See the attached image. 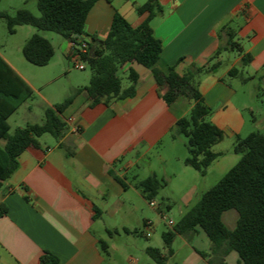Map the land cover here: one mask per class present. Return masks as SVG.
<instances>
[{"label":"crops","instance_id":"1","mask_svg":"<svg viewBox=\"0 0 264 264\" xmlns=\"http://www.w3.org/2000/svg\"><path fill=\"white\" fill-rule=\"evenodd\" d=\"M148 1L98 0L86 17L84 40L90 42L92 36L103 40L115 11L137 27L147 18V13L139 14L136 9ZM155 2L160 13L149 25L162 45L156 64L160 71L166 72L174 66L176 72L182 73L191 65H205L220 45H226L225 33L242 50V53L237 49L223 51L217 58L220 65L216 72L199 77V93L211 110L208 121L222 133V140L211 148L219 156L208 166L205 175L200 176L184 165L187 150L180 146H161L176 121L188 114L192 103L179 98L167 106L157 95L151 71L135 61L124 63L118 71L120 78L121 74L127 76L129 70L138 76L135 95L131 98L113 100L107 105L102 101L92 103L82 90L88 85L80 88L79 84L70 83L63 98L72 93L74 97L60 116L64 122L61 138H54L52 144L45 138L46 134L38 137L39 147H27L18 157L17 170L1 182L0 264H40L43 251L55 255L59 264H104L108 251L104 254L100 242L106 243L110 230L117 233L121 228L135 232L143 227L145 235L144 223L150 221L152 233L159 212L163 213L155 199L150 201L155 204L152 207L143 198L136 188L137 182L155 175L166 183L160 190L167 188L171 197L181 198L188 208L193 199L213 186L211 182L218 181L237 162L233 161L236 137H245L253 131L264 133V115L246 120L245 112L252 111L251 102L232 84L231 78L236 79L238 74L228 75L236 65L248 69L247 77L240 80H257L264 96V0ZM0 12L6 10L0 8ZM27 29L28 36L35 34ZM61 46L65 57L74 56L77 50L65 39ZM233 50L237 57L219 72L222 55ZM2 52L0 57L32 92L37 89L30 72H25L27 68L19 60L13 62L4 49ZM242 54L251 58L245 66L241 62ZM126 86L128 82L123 85ZM45 102L52 107L46 98ZM20 107L30 112L26 101ZM184 213L180 210V214ZM236 218L229 214L226 220L233 225L223 224L233 229ZM183 239L192 249L190 264H207L208 257L199 255L210 251L205 232L195 227ZM149 244L145 249H158L155 243ZM224 263L241 264L235 251L224 257Z\"/></svg>","mask_w":264,"mask_h":264},{"label":"trees","instance_id":"2","mask_svg":"<svg viewBox=\"0 0 264 264\" xmlns=\"http://www.w3.org/2000/svg\"><path fill=\"white\" fill-rule=\"evenodd\" d=\"M34 1L39 11L37 17L26 8H19L13 14L0 12L7 32L13 34L16 27L26 25L58 34L76 47L86 45L87 53L83 61L90 68L91 78L88 86L82 90L92 103L102 101L107 105L113 100L135 95L136 73L128 71L126 87H123L118 75L119 68L129 61H135L151 71L157 95L167 106L179 98L191 101L188 114L176 121L170 135L172 138L178 135L186 138L188 156L183 163L204 176L208 166L219 156L211 148L222 140V133L208 121L211 110L199 93V77L216 72L220 65L217 58L223 51L237 49L242 53L240 46L232 42L231 36L225 33L228 37L226 45H220L205 65H191L182 73L176 72L172 66L163 72L156 68L162 51L161 41L154 36L149 25V21L160 13L155 0H149L136 9L139 14L147 13V18L137 27L131 26L115 11L106 37L98 40L92 36L90 42L83 38L84 26L89 11L98 0ZM92 46L94 50L90 52ZM21 53L25 61L38 67L46 66L54 56L50 42L37 34L24 42ZM250 59L248 54H242V65L245 66ZM237 74L236 68L228 72L230 77ZM31 95L30 87L0 57V185L17 170L18 157L27 147H39L38 137L49 134L59 140L64 132V122L60 116L72 102L74 93L61 103L45 108L42 124H27L16 128L12 135L8 134V118ZM233 153L240 156L239 160L197 199L171 230L162 233L169 254L172 252L170 245L176 236L187 238L195 227H199L210 242L209 254L199 253L202 258L208 257L207 264H225L224 257L230 251L238 254L241 264H264V133L253 131L245 137H236ZM118 181L125 187L121 180ZM165 185L164 180L151 175L137 182L136 188L150 202ZM229 210L237 214L233 229H228L221 219L222 214ZM100 247L106 254L107 244L100 242ZM145 253L156 264H164L165 257L159 249L148 247ZM39 263L59 264V261L55 255L43 251Z\"/></svg>","mask_w":264,"mask_h":264},{"label":"rangeland","instance_id":"3","mask_svg":"<svg viewBox=\"0 0 264 264\" xmlns=\"http://www.w3.org/2000/svg\"><path fill=\"white\" fill-rule=\"evenodd\" d=\"M1 9H5L7 13L13 14L19 8H26L32 15L39 16V11L34 0H2L0 4ZM16 27L13 34H9L6 29L4 21L0 20V53H3V49L6 51V56L9 57L13 62L14 60H19L22 66L27 68L25 72L29 73L35 87L32 92L31 97L26 101V105L30 106V112L24 109L25 107H20L9 119V131L8 134L12 135L16 128H22L26 124H42L44 121V110L47 108L46 100L50 105H56L63 101L64 95H66V89H68L70 83H77L80 88L83 85H88L91 78V71L89 66L85 61H82L84 65L83 70H77L74 68L75 56L65 57L63 46L61 43L64 39L53 32L49 31H39L31 26L23 25V27ZM27 28L34 31L35 34L45 38L53 47L56 57L48 63L47 67H38L29 64L22 56L21 47L24 42L30 37L25 33ZM20 47V48H19ZM78 49V47H76ZM237 57V52L235 50L225 52L222 55L223 63L221 70L233 59ZM21 66V67H22ZM234 68L238 70V77L236 79L231 78L233 86L237 89L240 94L247 96L248 100L251 102V112H245V118L248 121H252L253 118L260 119L264 115V96L259 88V83L257 80H248L242 82L241 77H247V73L250 71L248 69H242L241 66L236 65ZM24 71V70H23ZM60 75V76H59ZM125 74H121L122 84H127ZM67 97V96H66ZM49 143H54L55 140L52 136L46 134L44 135ZM186 138L183 135H178L172 138L168 135L161 146H180L183 150L186 149ZM182 146V147H181ZM231 148V146H230ZM233 154V153H231ZM186 155H188L186 153ZM235 160L238 161L240 156L233 155ZM237 159V160H236ZM235 163V162H234ZM191 168V167H190ZM194 173V169H188ZM212 181V177H208V182ZM217 181L211 182L215 185ZM210 183V182H209ZM173 186V183H172ZM168 197V198H167ZM155 201L158 202L162 208L163 213L167 220H171L176 223L182 214V212H187L197 201L193 199L188 208L183 205V200L177 197H171L168 189L159 191ZM166 206H169L166 208ZM187 209V210H186ZM229 214H237L234 210L226 211L223 216V222L227 227H231L233 224L226 220V216ZM158 222L153 227V232L151 237H145L143 233V227L140 231H130L125 232L121 228H118L117 233L114 230L111 231L110 238H105L108 244V254L104 255V264H156L152 261L149 256L145 253L144 249L146 246L155 243V247H158L162 256L165 257L164 264H190L192 257L191 247L185 243L183 237H175L170 245V250L172 254L168 253V249L165 247L162 240V233L171 230V227L162 221L159 217ZM157 243V244H156Z\"/></svg>","mask_w":264,"mask_h":264},{"label":"built area","instance_id":"4","mask_svg":"<svg viewBox=\"0 0 264 264\" xmlns=\"http://www.w3.org/2000/svg\"><path fill=\"white\" fill-rule=\"evenodd\" d=\"M87 53V47L86 45L82 44L81 46L78 47V49L76 50L74 56H75V59H74V68L77 69V70H83L84 69V65L82 64V61H83V56ZM150 206L154 207L155 204L154 202H150L149 203ZM159 218L166 222V224L170 227H172L174 225V223L171 221V220H167L164 213L162 212H159ZM151 226H152V223L150 221H146L144 223V228L146 230L145 232V236L146 237H149L150 234H151Z\"/></svg>","mask_w":264,"mask_h":264},{"label":"water","instance_id":"5","mask_svg":"<svg viewBox=\"0 0 264 264\" xmlns=\"http://www.w3.org/2000/svg\"><path fill=\"white\" fill-rule=\"evenodd\" d=\"M93 50H94V48H91V49H90V52H93Z\"/></svg>","mask_w":264,"mask_h":264}]
</instances>
